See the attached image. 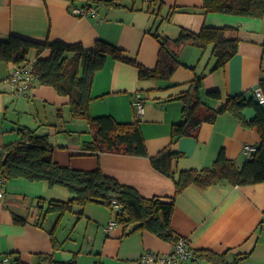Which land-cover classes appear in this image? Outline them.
Masks as SVG:
<instances>
[{
	"label": "crops",
	"instance_id": "obj_1",
	"mask_svg": "<svg viewBox=\"0 0 264 264\" xmlns=\"http://www.w3.org/2000/svg\"><path fill=\"white\" fill-rule=\"evenodd\" d=\"M123 2L126 6L121 8L99 5L96 15L77 16L73 8L88 0H0V40L15 34L38 43L61 39L91 49L97 39H103L145 67L155 68L161 48L157 34L176 38L183 27L199 32L204 25L237 28V33L228 34L240 38L237 54L213 71L216 58L212 46L205 50L192 44L177 48L182 64L170 79L141 78L137 65L108 56L105 66L95 74L90 107L95 116L138 121L150 155L168 147L182 152L174 164L177 170L210 167L222 150L242 166L249 158L244 147L258 145L261 136L232 113L203 122L192 135L174 141L172 126L184 119L178 96L198 76L204 75L202 94L215 109L230 95L251 97L264 78V17L205 13L202 0H158L155 7L148 0ZM50 55V48L33 49L24 63ZM16 65L0 61L2 148L18 141L19 127L27 126L48 134L54 160L62 166L90 171L100 165L105 174L135 187L145 197L175 194L174 180L156 169L148 156L86 150L84 143L93 141L94 130L86 119L71 116L69 96L54 86L40 84L35 78L28 94L13 93L8 76ZM214 89L222 94L221 99L208 96ZM138 94L145 106L141 115L134 106ZM243 113L247 119L257 114L251 106ZM2 189L0 252L25 264H36L40 253L52 254L59 262L75 259L76 264H139L146 251L167 254L175 247L173 241L150 230H135V225L124 228L117 223L109 228L114 220L112 212L95 203L74 206L56 226L59 214H47L45 208L51 200L72 197L66 186L14 177ZM263 219L264 182L241 186L222 183L209 188L192 184L177 197L172 227L176 236L187 237L195 249L229 250V260L237 253H246L240 264H264Z\"/></svg>",
	"mask_w": 264,
	"mask_h": 264
},
{
	"label": "trees",
	"instance_id": "obj_2",
	"mask_svg": "<svg viewBox=\"0 0 264 264\" xmlns=\"http://www.w3.org/2000/svg\"><path fill=\"white\" fill-rule=\"evenodd\" d=\"M202 1L205 13L264 17V0ZM148 2L154 7L159 4L158 0ZM99 5L110 8L126 6L123 0H88V3L81 7L97 10ZM173 10L176 11L177 6L173 7ZM148 11H151L150 8ZM230 31L237 33V28L204 25L199 32L183 27L176 38L157 34L161 48L155 68L145 67L128 57L124 49L103 39H97L95 47L91 49H86L80 43L70 44L61 39L38 43L15 34H11L6 40H0V61L17 65L27 61L33 49H51L50 57L38 58L33 63V73L40 84L54 86L60 94L69 96L73 118H84L89 122L94 130V139L84 143L86 150L96 154L112 152L148 156L156 169L174 180L176 191L172 196L145 197L135 187L105 174L100 165L90 171L62 166L54 160L53 146L48 134H39L37 130L27 126L19 127L21 138L5 145L0 152V176L4 177L6 182L14 177H25L32 181L47 180L50 185L68 187L73 194L69 200H51L45 208L47 214H59L56 226L66 213L73 211L74 206L95 203L108 207L114 220L124 228L135 225V230H150L176 244L181 237L176 236L172 227L176 200L190 185L197 184L202 188H209L222 183L241 186L264 182V105L254 97L239 94L230 95L223 106L215 109L204 100L202 94L204 75L196 77L190 88L178 96L183 102L184 119L172 126L173 141L181 136L192 135L203 122H212L225 112L232 113L243 125L255 128L261 136V141L256 145V151L242 166H238L236 161L222 150L210 167L177 170L174 164L183 153L168 147L150 155L138 121L121 122L112 115L92 114L90 105L93 100L94 77L96 72L105 66L108 56H112L137 65L141 78L170 79L176 68L182 64L176 49L187 44L196 45L203 50L212 46V55L216 58L210 70L213 71L225 66L238 52L240 38L230 37ZM260 85L264 90V78ZM207 94L214 100L222 98V94L215 89L209 90ZM250 106L257 112L254 119H247L243 113V110ZM40 202L44 203L45 200ZM18 222L23 223V220ZM51 235L54 240L53 231ZM53 245L56 246L55 241ZM228 253L229 250L220 253L209 248H194L195 256L189 264H201L204 261L212 264H240L248 256L246 253H237L229 260ZM14 260L25 264L18 258ZM36 264H76V260L59 262L52 254L40 253Z\"/></svg>",
	"mask_w": 264,
	"mask_h": 264
},
{
	"label": "built area",
	"instance_id": "obj_3",
	"mask_svg": "<svg viewBox=\"0 0 264 264\" xmlns=\"http://www.w3.org/2000/svg\"><path fill=\"white\" fill-rule=\"evenodd\" d=\"M73 12L77 16L97 14L96 9L92 8L90 10H86L84 7H74ZM35 78L36 76L33 73V63H22L20 65H16V67L10 72L8 81L13 93L16 95H26L31 89ZM251 97H254L260 104L264 105V90L260 84L254 87ZM134 106L138 115L143 114L145 106L140 94H138L134 99ZM256 149V145L247 144L244 147V152L248 155V157H251ZM2 150L3 148L0 146V152ZM5 183V178L0 176V197L4 194L2 188ZM116 224L117 222L113 220L110 223L109 228ZM261 225L264 227V219ZM194 256V247L191 245L190 240L187 237L181 236L170 253L165 254L155 251H146L139 259V264H189L190 260ZM0 260V264H20L12 259L9 254H2L1 252Z\"/></svg>",
	"mask_w": 264,
	"mask_h": 264
},
{
	"label": "rangeland",
	"instance_id": "obj_4",
	"mask_svg": "<svg viewBox=\"0 0 264 264\" xmlns=\"http://www.w3.org/2000/svg\"><path fill=\"white\" fill-rule=\"evenodd\" d=\"M1 261V260H0Z\"/></svg>",
	"mask_w": 264,
	"mask_h": 264
},
{
	"label": "water",
	"instance_id": "obj_5",
	"mask_svg": "<svg viewBox=\"0 0 264 264\" xmlns=\"http://www.w3.org/2000/svg\"><path fill=\"white\" fill-rule=\"evenodd\" d=\"M43 206V205H42Z\"/></svg>",
	"mask_w": 264,
	"mask_h": 264
}]
</instances>
